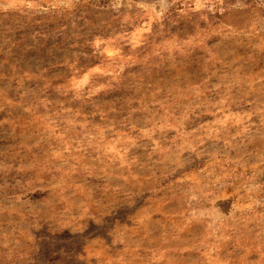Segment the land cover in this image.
Returning <instances> with one entry per match:
<instances>
[{
    "label": "rangeland",
    "instance_id": "obj_1",
    "mask_svg": "<svg viewBox=\"0 0 264 264\" xmlns=\"http://www.w3.org/2000/svg\"><path fill=\"white\" fill-rule=\"evenodd\" d=\"M0 264H264V0H0Z\"/></svg>",
    "mask_w": 264,
    "mask_h": 264
}]
</instances>
